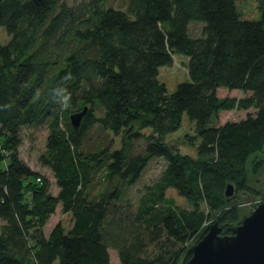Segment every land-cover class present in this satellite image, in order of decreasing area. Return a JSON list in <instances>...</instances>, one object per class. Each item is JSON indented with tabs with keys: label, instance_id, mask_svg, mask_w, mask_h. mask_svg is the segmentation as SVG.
Segmentation results:
<instances>
[{
	"label": "trees",
	"instance_id": "16d2710c",
	"mask_svg": "<svg viewBox=\"0 0 264 264\" xmlns=\"http://www.w3.org/2000/svg\"><path fill=\"white\" fill-rule=\"evenodd\" d=\"M192 21L202 23L199 35L189 32ZM0 28L9 35L0 42V124L15 131L52 114L56 99L64 104L63 120L56 114L48 122L40 155L57 194L15 153L3 157L0 151V218L29 230L41 228L58 205L72 215L68 228L55 224L25 259L0 235V264H109L110 246L120 264H184L191 257L184 245L202 237L210 217L222 234H232L248 213L243 199L264 196L256 185L264 169V12L244 19L236 0H124L123 6L0 0ZM173 54L188 58L189 80L169 92L158 75ZM219 87L244 94L218 96ZM43 91L50 103L35 101ZM85 106L73 127L69 115ZM233 109L247 113L211 124L219 111ZM184 113L199 139L194 156L166 142ZM8 139L1 131L0 148ZM154 157L164 162L160 175L135 205L126 201L125 218L179 248L162 244L148 254L116 215L125 185L132 186ZM100 170L111 188L92 198L89 186ZM170 188L191 208L166 197Z\"/></svg>",
	"mask_w": 264,
	"mask_h": 264
},
{
	"label": "rangeland",
	"instance_id": "374dc122",
	"mask_svg": "<svg viewBox=\"0 0 264 264\" xmlns=\"http://www.w3.org/2000/svg\"><path fill=\"white\" fill-rule=\"evenodd\" d=\"M65 1L71 5L79 2L80 0ZM236 1L238 8L241 11L242 18L244 19H259L264 12V3L261 0ZM108 2L114 6H123L124 0H108ZM201 26V22L192 21L189 24V32L195 36L199 35ZM8 39L9 35L6 33V30L4 28H0V42L5 43ZM187 64L188 58L186 56L173 54L172 63L170 65L159 67L158 77L160 81L166 85L169 92L173 91L178 83L189 80ZM243 94L244 93L240 90H229L222 87L217 89L218 96L240 97ZM41 100L42 104H46L50 100L49 96H47V92L43 91L35 99L36 102ZM45 106L48 107V105ZM63 106L64 104L56 99L55 106L52 107V114H46L42 120L33 121L29 124H20L15 131L8 130L0 124V132L2 131L5 137L9 138L5 142V148H0L1 153H3V157L15 153L21 163H23L31 171L38 173L46 180L48 192L52 195H56L58 192L56 180L52 171L40 161V155L45 151V143L48 134V122L56 114L58 115L60 121L63 120ZM249 111H252V109H249ZM71 112L72 111H69L66 114L69 115ZM246 113V110L239 109L222 110L211 118V124L221 125L226 121L238 120L243 118ZM92 133L95 136V132ZM14 141L16 142V145H14ZM93 141L95 142L96 139L94 138ZM198 141L199 139L195 136L194 122L191 121L185 113L182 116L180 128L166 137L167 143L174 144L178 147L181 153L189 154L191 156H194L195 154L196 144ZM163 165L164 162L161 158H152L142 170L139 179L133 183L132 186L125 185L126 187H124L123 190L124 196L120 201L121 203H119L120 207L116 215V219H122L124 223H127L132 227L129 229L132 243L134 240L133 238L136 235L138 241L137 244H141L142 248L144 247L146 251L145 253L148 254L158 253L162 244L166 245V249L171 250H176L179 247H175L173 243L167 239L165 240V238H153V232L149 229L131 225L125 218V215L130 211V209L126 206V201H131L135 205L138 198L145 193L147 187L152 185L157 180ZM256 179L258 181L256 185L260 189H263L264 169L259 172ZM109 186L111 185L107 182L104 170H100L95 174L93 181L89 186V194L92 198H98L101 193L111 188ZM165 195L166 197L173 199L177 205L191 208V205L185 200V198L180 196L174 189H167ZM263 199L264 196H257L253 199L244 198L240 206L244 207L246 212L248 211L246 214L248 215ZM201 208L208 212V208L205 204L201 205ZM14 219L16 221L18 220V218ZM15 220H13V223ZM214 220H216L215 216L210 217L204 228L209 226L212 222H214ZM71 221L72 215L70 213L63 212L61 207L58 205L41 228H29V230H26L23 228L24 224L20 223L18 220L20 228L17 229L11 223L12 221L10 222L7 218H0V235L10 238L9 247L13 255L17 254L20 258L25 259L30 256L35 241H38V239L41 238L45 239L55 224L61 223L64 228H68ZM129 221H131V219H129ZM198 240L192 239L184 246L187 247L190 245L191 248ZM108 252L110 256L109 264H120L117 250L110 246L108 248Z\"/></svg>",
	"mask_w": 264,
	"mask_h": 264
},
{
	"label": "water",
	"instance_id": "95a60500",
	"mask_svg": "<svg viewBox=\"0 0 264 264\" xmlns=\"http://www.w3.org/2000/svg\"><path fill=\"white\" fill-rule=\"evenodd\" d=\"M86 110L85 106L69 115L73 127L80 125ZM232 193L233 186L228 184L225 195ZM184 264H264V199L241 219L232 234H222L218 221L212 222L191 247V257Z\"/></svg>",
	"mask_w": 264,
	"mask_h": 264
},
{
	"label": "clouds",
	"instance_id": "9594fccd",
	"mask_svg": "<svg viewBox=\"0 0 264 264\" xmlns=\"http://www.w3.org/2000/svg\"><path fill=\"white\" fill-rule=\"evenodd\" d=\"M57 95L60 96L61 100L66 104L68 97L66 94L63 93V89H58Z\"/></svg>",
	"mask_w": 264,
	"mask_h": 264
},
{
	"label": "built area",
	"instance_id": "2783aa9c",
	"mask_svg": "<svg viewBox=\"0 0 264 264\" xmlns=\"http://www.w3.org/2000/svg\"><path fill=\"white\" fill-rule=\"evenodd\" d=\"M37 180H39V178H37Z\"/></svg>",
	"mask_w": 264,
	"mask_h": 264
}]
</instances>
